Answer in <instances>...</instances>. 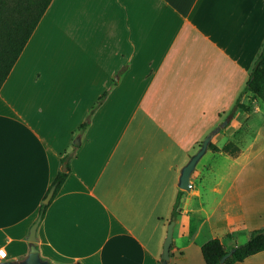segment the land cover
<instances>
[{
	"label": "crops",
	"instance_id": "crops-1",
	"mask_svg": "<svg viewBox=\"0 0 264 264\" xmlns=\"http://www.w3.org/2000/svg\"><path fill=\"white\" fill-rule=\"evenodd\" d=\"M263 41L264 0H51L0 87L5 259L28 252L67 154L36 229L40 255L157 264L180 169L232 107ZM225 157L232 171L197 184L191 174L169 264H205L206 240L230 249L264 226V142ZM233 264H264V249Z\"/></svg>",
	"mask_w": 264,
	"mask_h": 264
},
{
	"label": "trees",
	"instance_id": "trees-1",
	"mask_svg": "<svg viewBox=\"0 0 264 264\" xmlns=\"http://www.w3.org/2000/svg\"><path fill=\"white\" fill-rule=\"evenodd\" d=\"M50 2L51 0H0V87ZM245 92H250L253 97L260 99L264 103V41L253 61L243 89L227 114L228 123L237 110L248 108L247 104L242 101ZM84 126L85 123H81L79 127L82 128ZM208 147L212 151L227 152L231 155L237 151V148L230 143L218 147L210 142ZM61 163L65 164V168L56 172L50 184V186L55 184L52 197L58 192L70 169L67 154L62 155ZM183 194L184 190L179 188L171 210L170 219H175L179 212ZM47 205L45 203L40 204L38 216L43 217ZM230 235L227 234L226 236ZM232 248V253L221 262V257L229 249L225 248L221 239L214 237L206 240L201 245V253L205 264H233L236 261H241L248 255L264 249L263 227L252 229L244 242L238 243Z\"/></svg>",
	"mask_w": 264,
	"mask_h": 264
},
{
	"label": "rangeland",
	"instance_id": "rangeland-1",
	"mask_svg": "<svg viewBox=\"0 0 264 264\" xmlns=\"http://www.w3.org/2000/svg\"><path fill=\"white\" fill-rule=\"evenodd\" d=\"M242 101L248 106L247 109L237 110L234 116L225 126H222L219 131L211 138L212 144L222 147L226 143L237 148V151L232 156L241 153L249 154L256 149L262 142H264V115L259 113L260 109L264 112V105L258 98L253 97L251 93L243 94ZM258 102V103H257ZM260 108L255 112V105ZM229 112V111H228ZM228 112H220L219 117L214 122V126L219 124L223 119H226ZM262 114V115H261ZM230 124L234 125L230 129ZM75 135L72 141L77 138ZM80 138V137H79ZM201 140L198 142L200 144ZM232 148V147H230ZM231 155L222 151H212L209 147L206 153L201 157L195 169L192 172V180L197 184L200 181L202 174L215 169L216 172H229L232 171L230 160L225 155ZM62 169H64L62 164ZM187 191H184V193ZM189 192H187L188 194ZM184 196H182L183 198Z\"/></svg>",
	"mask_w": 264,
	"mask_h": 264
},
{
	"label": "water",
	"instance_id": "water-1",
	"mask_svg": "<svg viewBox=\"0 0 264 264\" xmlns=\"http://www.w3.org/2000/svg\"><path fill=\"white\" fill-rule=\"evenodd\" d=\"M228 120L223 119L219 124L215 125L201 140L198 148L192 153L188 160L182 165L180 169V173L177 180V185L180 189L184 191H189L191 188V174L195 169L197 163L201 159V157L206 153L209 143L211 142V138L214 134H216L222 126L227 125ZM74 144L80 143V138H77L73 141ZM63 167L65 164L63 163ZM55 190V184H52L47 191L45 197L43 198V203H48L51 199ZM41 217L38 216L36 220L32 223L29 228V233L26 239L29 241L28 252L25 256L20 259H5L0 260V264H54L47 258H44L40 255L38 247L36 246L37 236L36 229L38 223L40 222ZM174 219H171L167 224L166 236L163 241L162 252L160 254V260L157 264H169L168 260L170 257V248L172 242V232H173ZM264 229V226H263ZM233 248L227 250V252L221 257L220 261H224L226 257H228L232 253ZM75 264H82L80 261H77Z\"/></svg>",
	"mask_w": 264,
	"mask_h": 264
},
{
	"label": "built area",
	"instance_id": "built-area-1",
	"mask_svg": "<svg viewBox=\"0 0 264 264\" xmlns=\"http://www.w3.org/2000/svg\"><path fill=\"white\" fill-rule=\"evenodd\" d=\"M0 251H2L3 253H4V255L3 256H0V260H5V258H6V250H5V248H0Z\"/></svg>",
	"mask_w": 264,
	"mask_h": 264
},
{
	"label": "snow or ice",
	"instance_id": "snow-or-ice-1",
	"mask_svg": "<svg viewBox=\"0 0 264 264\" xmlns=\"http://www.w3.org/2000/svg\"><path fill=\"white\" fill-rule=\"evenodd\" d=\"M3 255H4V253L2 251H0V256H3Z\"/></svg>",
	"mask_w": 264,
	"mask_h": 264
}]
</instances>
